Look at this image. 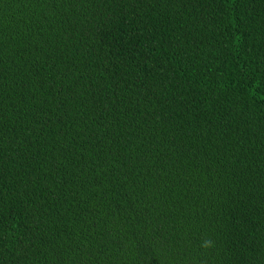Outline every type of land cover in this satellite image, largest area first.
Returning <instances> with one entry per match:
<instances>
[{
	"label": "trees",
	"instance_id": "16d2710c",
	"mask_svg": "<svg viewBox=\"0 0 264 264\" xmlns=\"http://www.w3.org/2000/svg\"><path fill=\"white\" fill-rule=\"evenodd\" d=\"M0 264H264V0H0Z\"/></svg>",
	"mask_w": 264,
	"mask_h": 264
},
{
	"label": "clouds",
	"instance_id": "9594fccd",
	"mask_svg": "<svg viewBox=\"0 0 264 264\" xmlns=\"http://www.w3.org/2000/svg\"><path fill=\"white\" fill-rule=\"evenodd\" d=\"M210 245H211V242L210 241H205L203 246L204 247H209Z\"/></svg>",
	"mask_w": 264,
	"mask_h": 264
}]
</instances>
